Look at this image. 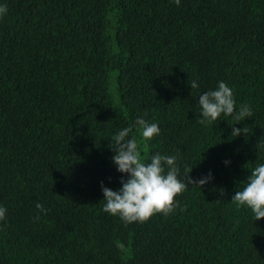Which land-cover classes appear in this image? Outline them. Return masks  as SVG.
<instances>
[{
  "label": "trees",
  "instance_id": "trees-1",
  "mask_svg": "<svg viewBox=\"0 0 264 264\" xmlns=\"http://www.w3.org/2000/svg\"><path fill=\"white\" fill-rule=\"evenodd\" d=\"M0 4V264H264V219L231 202L264 163V0ZM218 81L251 118L199 123ZM140 116L160 127L143 155L212 179L125 224L101 184L121 186L111 140Z\"/></svg>",
  "mask_w": 264,
  "mask_h": 264
},
{
  "label": "clouds",
  "instance_id": "clouds-1",
  "mask_svg": "<svg viewBox=\"0 0 264 264\" xmlns=\"http://www.w3.org/2000/svg\"><path fill=\"white\" fill-rule=\"evenodd\" d=\"M174 2L179 5L180 0ZM7 11V6L0 4V17L6 15ZM189 85L191 89L199 88L198 81H191ZM197 105L199 123L203 126L213 125L222 117L245 121L253 115L248 104H243L237 109L233 90L224 81H218L215 89L199 94ZM241 134H245V128L233 127L231 136L238 137ZM159 135L158 123L149 122L144 116H140L131 126L117 131L113 136L112 162L122 179L121 186L115 191L101 184L104 213L118 217L125 224L144 223L156 214L172 213L175 198L182 194L188 185L201 188L212 179L209 173L207 177L192 181L188 175L191 171L181 177L175 155L159 152L150 156L143 155L139 141L142 140L147 145ZM225 163L227 165L228 162ZM231 202L237 207L250 210L255 221L264 219V163L256 164L242 190L235 193ZM36 208L38 212H47L42 204H37ZM6 215L7 209L0 205V222L6 219Z\"/></svg>",
  "mask_w": 264,
  "mask_h": 264
}]
</instances>
